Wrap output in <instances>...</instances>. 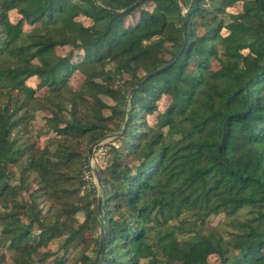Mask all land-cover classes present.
I'll list each match as a JSON object with an SVG mask.
<instances>
[{
  "label": "trees",
  "instance_id": "16d2710c",
  "mask_svg": "<svg viewBox=\"0 0 264 264\" xmlns=\"http://www.w3.org/2000/svg\"><path fill=\"white\" fill-rule=\"evenodd\" d=\"M138 1L0 0V247L15 264L53 240L91 247L79 264H264V0ZM107 65L126 92L95 82ZM116 132L86 190L89 148Z\"/></svg>",
  "mask_w": 264,
  "mask_h": 264
},
{
  "label": "rangeland",
  "instance_id": "374dc122",
  "mask_svg": "<svg viewBox=\"0 0 264 264\" xmlns=\"http://www.w3.org/2000/svg\"><path fill=\"white\" fill-rule=\"evenodd\" d=\"M239 7H240L239 4L235 5L236 9H239ZM183 12H185V11L183 10ZM224 21L228 22L229 20L224 19ZM105 72H111V73H105L101 77V79H97L95 82L102 84V85H106L109 88L120 92L121 94L127 91L128 84L126 83V78H127L126 75L123 74L121 76L120 74L114 73L113 72V66H111V65H107L105 67ZM81 80H82L81 75L76 74L73 77H71V79L69 81V85L73 89H78L80 87ZM131 95H132V93H128L127 98H129V96H131ZM100 98L108 107L113 106L115 103V101L113 100L112 97H109L106 95H100ZM166 103H167V99H162L161 102L159 103L160 109H162L166 105ZM81 114L85 118H87L86 111L84 108L81 109ZM102 114L104 115V117H109V116H111L112 113H111V110H109V108H104L102 110ZM35 117H36L35 121L31 124V128L29 129V130H31V136L32 137L36 136L38 129L41 128V126H42V120H41L42 115H41V113L35 114ZM155 117H156V113L154 115L147 116L146 122L149 125L154 124L155 123ZM114 124H115V121H112V120H109L107 122V125H110V126H113ZM125 124H126V122L124 121V123L121 125V130L124 129ZM117 132L115 134H107L103 138L102 141H104V144H105L104 150H105V148L107 150L106 144L108 142H111V141L113 142L116 134H118ZM48 137H49V135L47 136V138ZM44 140H46V137L41 136V137L37 138V143L41 144L44 142ZM113 146H115L117 148V143L114 142ZM106 150H105V152H106ZM88 155H89V153H88ZM93 155H94V152H93ZM94 157H95V159L100 160L99 154H97V156H94ZM89 160H90V157H89ZM86 181H87V185L85 187L86 190L89 189V191H91V189H90L91 185H94L98 188L95 176L94 177L92 176L89 180H86ZM85 193H86V191H84V190L81 191L80 196L83 197ZM41 208H42L43 212L45 213L46 209L43 206V204L41 205ZM76 218L79 222L83 221V215L81 213H78L76 215ZM223 219H224L223 216L211 217L208 220V224L210 225V227L216 226ZM180 239H182V237H180ZM61 245H62L61 242L53 240L47 248L38 249V252L36 253V255H33L34 257L32 258V260L28 261L27 264H55L57 261H59L57 259H60V258L62 259V264H79L78 260H79L81 253L86 252V255L91 256V257L93 256V254L91 253V247H89L88 245L85 247V249L83 246L73 247V248L69 249V251L67 253H64V251L61 250ZM0 248H1L0 249V260H2L0 264H15L17 255L13 251L11 252V251L7 250L5 247L4 248L0 247ZM2 255H3V257H2ZM210 263L211 264L215 263L214 258L210 259Z\"/></svg>",
  "mask_w": 264,
  "mask_h": 264
},
{
  "label": "water",
  "instance_id": "95a60500",
  "mask_svg": "<svg viewBox=\"0 0 264 264\" xmlns=\"http://www.w3.org/2000/svg\"><path fill=\"white\" fill-rule=\"evenodd\" d=\"M139 2H140V0L138 2H136L133 6H131L129 9L135 7ZM127 10H125V11H127ZM183 31H184V35H185V41H186L187 35H186V22H185V18H183ZM100 143L101 142H97V143L93 144L89 148L88 153H89L90 159L93 157V152L100 145ZM93 173H94V176L96 178V182H97L98 188H101V184H100V181H99L98 170L94 169L93 170ZM101 201H102V197L99 196V198H98V215H101ZM100 226H101L102 237H101V241H100V247H99V250H98V254L101 252V250L103 248V221L102 220L100 222Z\"/></svg>",
  "mask_w": 264,
  "mask_h": 264
},
{
  "label": "built area",
  "instance_id": "2783aa9c",
  "mask_svg": "<svg viewBox=\"0 0 264 264\" xmlns=\"http://www.w3.org/2000/svg\"><path fill=\"white\" fill-rule=\"evenodd\" d=\"M102 144H104V141H102L100 143V145L94 150V155L89 160V164H88L89 169L87 171H85V173H84V179L85 180H89L92 176L94 177V173H93L94 169L99 170V168L102 167V164L104 161V154H105L104 147H100ZM97 154H99L100 160L95 159L94 156H97Z\"/></svg>",
  "mask_w": 264,
  "mask_h": 264
}]
</instances>
